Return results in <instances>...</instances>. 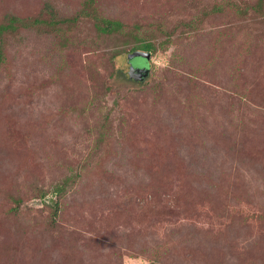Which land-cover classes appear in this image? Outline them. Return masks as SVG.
Masks as SVG:
<instances>
[{
  "label": "rangeland",
  "instance_id": "1",
  "mask_svg": "<svg viewBox=\"0 0 264 264\" xmlns=\"http://www.w3.org/2000/svg\"><path fill=\"white\" fill-rule=\"evenodd\" d=\"M255 1L94 0L108 36L85 0H0V24L78 17L0 39V264H264V19L233 8Z\"/></svg>",
  "mask_w": 264,
  "mask_h": 264
},
{
  "label": "trees",
  "instance_id": "2",
  "mask_svg": "<svg viewBox=\"0 0 264 264\" xmlns=\"http://www.w3.org/2000/svg\"><path fill=\"white\" fill-rule=\"evenodd\" d=\"M93 4H94V0H85L83 4L84 11L80 12L78 17H83L85 19L88 18L89 20H91L93 29L100 35L110 36L117 33H122L123 29L125 28V25H123L121 22L117 20L105 19L101 17L99 14H96L95 11L93 10ZM233 8L237 13V15L241 18L252 15L255 18L264 19V0H256L254 3L251 4L241 3L240 5H234ZM222 11L223 8L219 7V8H214L209 12H206L202 15L201 17L202 19H200L201 22L198 21V23H202L204 21L203 19L208 18L211 14L220 13ZM78 17L63 19L61 21H56V22H54V20L46 21L40 19H36L30 22L29 20L19 19L15 16H10L6 19V22L0 24V39L5 34L15 31L18 27L26 28L32 25L33 23H42L50 26L57 24V22H59L60 24L63 23L74 24ZM193 23H190L189 25L188 24L183 25L184 28H187L186 33L184 32V30L182 31L183 35L188 36L189 34L192 33L193 31L192 29L194 26ZM132 38L135 44L134 43L132 44V48L130 49V51L133 52L144 51L145 53H149L150 51H153V47L149 41L137 38L135 35L134 36L132 35ZM0 58H1V53H0ZM131 61L129 63H131ZM68 181H71V177L66 179L62 185L60 184L57 185L56 187H53L49 195L44 193L41 194L42 202L44 204L50 205L53 208V217L56 216V211L58 208L56 199L63 194L64 188Z\"/></svg>",
  "mask_w": 264,
  "mask_h": 264
},
{
  "label": "water",
  "instance_id": "3",
  "mask_svg": "<svg viewBox=\"0 0 264 264\" xmlns=\"http://www.w3.org/2000/svg\"><path fill=\"white\" fill-rule=\"evenodd\" d=\"M135 58H144L148 60L150 58V55L145 52L141 51H134L130 54L127 55V61L130 62L131 60ZM129 78L134 81H143L145 78L148 77L149 75V69L148 68H135V67H130L129 68Z\"/></svg>",
  "mask_w": 264,
  "mask_h": 264
},
{
  "label": "flooded vegetation",
  "instance_id": "4",
  "mask_svg": "<svg viewBox=\"0 0 264 264\" xmlns=\"http://www.w3.org/2000/svg\"><path fill=\"white\" fill-rule=\"evenodd\" d=\"M130 67H131V65H130ZM135 68H141V67H135Z\"/></svg>",
  "mask_w": 264,
  "mask_h": 264
}]
</instances>
